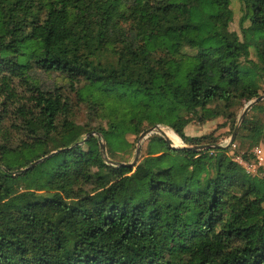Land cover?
<instances>
[{
  "label": "trees",
  "instance_id": "1",
  "mask_svg": "<svg viewBox=\"0 0 264 264\" xmlns=\"http://www.w3.org/2000/svg\"><path fill=\"white\" fill-rule=\"evenodd\" d=\"M239 1L241 33L232 0H0V264H264V179L185 133L192 117L262 96L264 60L250 55L264 52V0ZM32 67L83 82L97 119L110 107L108 125H79L58 88L16 105L12 76ZM9 104L31 143H9ZM145 125L188 147L154 137L135 166L90 150L96 135L116 148ZM253 131L264 142V124Z\"/></svg>",
  "mask_w": 264,
  "mask_h": 264
},
{
  "label": "rangeland",
  "instance_id": "2",
  "mask_svg": "<svg viewBox=\"0 0 264 264\" xmlns=\"http://www.w3.org/2000/svg\"><path fill=\"white\" fill-rule=\"evenodd\" d=\"M231 12L233 19L230 27L232 30L241 33L240 20L243 15V11L242 4L239 0H232ZM247 24H249V22L245 23V25ZM166 44L167 46H170L171 41L167 39ZM250 58L255 61L264 60V52L257 46L256 43L253 44L251 48ZM12 79V85L17 93L16 98L18 99L16 105L21 103H27L28 98L33 95V89H35V87H39L45 91H52L58 88L61 89L64 97H66L69 101V104L75 114L74 119L76 120V122L79 125L86 127V129L99 127L101 124L106 127L108 125V118L112 116L111 109L110 107H108L105 109V114L108 117L105 119H97L95 117L94 112L90 111L88 104L81 97V88L83 87L84 83L81 82L76 83L74 85L69 80V78L61 72H47L39 68L32 67L23 77L12 76ZM258 83L260 85V93L264 96V80H260ZM106 100L111 99L106 98ZM2 101L3 100L0 98V111H2ZM250 101H236L235 104L231 107V109L227 111V115L203 123L199 121L196 117L188 115V117H192V121L185 127V133L189 136H209V140L215 141L212 145H223L224 147L222 148L226 151L227 155L239 165H241V167H243V171L245 174H248L251 177H259L264 179V164H259L255 152L258 147H261L264 155V142L262 141V139L257 141L253 137V128L255 127V125L258 123L264 124V99L260 101V107H255V105H257V103H255L244 117V120L250 119L252 121V123L249 124V129L244 128L243 120L236 138L232 141L233 132L235 128L239 125L245 107ZM166 102L169 105L172 103L170 100L167 99ZM9 105V112H7V114L3 112L6 115L4 121V129L6 131H10L11 135L9 143L18 144L22 143L23 141L31 143L34 138H32L29 133L22 128L24 124L18 117L13 114L14 107L11 104ZM15 123H17L18 125H15ZM160 126L166 132L167 136L169 137L167 138L171 140V143L173 145L179 148H183L185 145H187L185 144L182 137H180L171 127L166 125ZM150 127L151 126L149 125H145L143 131L149 129ZM141 133L139 135H134L127 131L122 136L121 141L118 142L123 144L119 147L118 145H116V148L108 147L105 138L101 135H96L99 137L100 146L92 145L90 147V150L93 153H97L100 151L103 156H107L110 160L116 163H130L134 161L139 143L142 142V148L138 159V162H141L144 158L148 156L149 148L151 147L150 143L153 142L152 140L154 139V137H164L159 132H154L151 133L144 140H140ZM89 135L90 133L88 132L83 137L87 139ZM43 139L44 138H42V140ZM101 140L106 145L105 153L101 146ZM127 143H129L130 145H127ZM216 148L217 147H212L210 149H197V151H210L211 155H213L214 157H218L220 151ZM66 159L70 164L73 163V156L71 153H67ZM205 171H208V168H205ZM204 175L205 174H203L202 177H204ZM31 179L32 175H27L24 178V183H29ZM88 188L90 189L91 186H88ZM233 190L235 191V189ZM46 240L49 243L52 242V238L49 236L46 237Z\"/></svg>",
  "mask_w": 264,
  "mask_h": 264
},
{
  "label": "water",
  "instance_id": "3",
  "mask_svg": "<svg viewBox=\"0 0 264 264\" xmlns=\"http://www.w3.org/2000/svg\"><path fill=\"white\" fill-rule=\"evenodd\" d=\"M264 99V96H260V97H257L256 99L250 101L246 107H245V110L241 116V119H240V123L239 125L235 128L234 132H233V136H232V141L236 138L238 132H239V129H240V125L242 124L243 120H244V117L246 116L247 112L252 108V106L255 104V103H259L260 101H262ZM154 132H159L160 134H162L165 139L167 141H169V144H170V147L172 148H179L175 145H173L171 143V140L167 138V135H166V132L162 129V127L160 125H156L152 128H149L145 131H143L140 135V140H144L145 138H147L151 133H154ZM101 146L103 148V151L104 153L106 152L105 150V143L101 140ZM184 147H188L187 145H185ZM212 147H224L223 145H220V144H216V145H199V146H194V147H190V148H193L194 150H197V149H210ZM141 148H142V142L139 143V146L137 148V152H136V157L134 159L133 162H130V163H120V165H128V166H135L138 162V159H139V154H140V151H141ZM49 156V155H48ZM45 159L44 158H40L36 161H34L30 166L26 167L23 169L24 172L28 171L31 167L35 166L36 164L40 163L41 161H43ZM106 159L108 161H110V163L114 164L115 162L110 160L107 156H106Z\"/></svg>",
  "mask_w": 264,
  "mask_h": 264
},
{
  "label": "built area",
  "instance_id": "4",
  "mask_svg": "<svg viewBox=\"0 0 264 264\" xmlns=\"http://www.w3.org/2000/svg\"><path fill=\"white\" fill-rule=\"evenodd\" d=\"M255 152H256V157H257L259 164H264V155H263L262 148L258 147Z\"/></svg>",
  "mask_w": 264,
  "mask_h": 264
},
{
  "label": "bare ground",
  "instance_id": "5",
  "mask_svg": "<svg viewBox=\"0 0 264 264\" xmlns=\"http://www.w3.org/2000/svg\"><path fill=\"white\" fill-rule=\"evenodd\" d=\"M167 135V134H166ZM168 137V136H167ZM169 138V137H168Z\"/></svg>",
  "mask_w": 264,
  "mask_h": 264
}]
</instances>
